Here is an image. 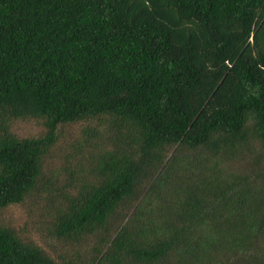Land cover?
Segmentation results:
<instances>
[{
  "label": "trees",
  "instance_id": "16d2710c",
  "mask_svg": "<svg viewBox=\"0 0 264 264\" xmlns=\"http://www.w3.org/2000/svg\"><path fill=\"white\" fill-rule=\"evenodd\" d=\"M27 118L44 132L13 133ZM95 120L57 233L130 216L89 261L0 224V264H264V0H0V208Z\"/></svg>",
  "mask_w": 264,
  "mask_h": 264
},
{
  "label": "rangeland",
  "instance_id": "374dc122",
  "mask_svg": "<svg viewBox=\"0 0 264 264\" xmlns=\"http://www.w3.org/2000/svg\"><path fill=\"white\" fill-rule=\"evenodd\" d=\"M98 125L95 120L62 126L58 143L45 160L39 187L24 202L0 208V224L14 229L25 241L38 244L56 260H91L97 247L102 248L107 238L117 235L135 202L123 204L110 217L106 227L95 234L74 240L57 233L58 211L66 196L74 192L81 179L86 177L88 150L100 142L98 135L93 133L88 135L90 140L86 142L87 128ZM11 130L20 137H27L43 133L45 127L33 118L15 119ZM144 187L142 185L141 189Z\"/></svg>",
  "mask_w": 264,
  "mask_h": 264
}]
</instances>
